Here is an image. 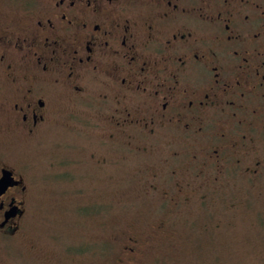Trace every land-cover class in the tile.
<instances>
[{
	"label": "flooded vegetation",
	"instance_id": "1",
	"mask_svg": "<svg viewBox=\"0 0 264 264\" xmlns=\"http://www.w3.org/2000/svg\"><path fill=\"white\" fill-rule=\"evenodd\" d=\"M69 96L97 99L109 138L170 132L198 151L172 152L212 180L241 164L258 175L264 155L248 144L264 139V0H0V142L41 134ZM7 157L0 148V264L30 201L22 165ZM179 170L167 178L175 199Z\"/></svg>",
	"mask_w": 264,
	"mask_h": 264
},
{
	"label": "rangeland",
	"instance_id": "2",
	"mask_svg": "<svg viewBox=\"0 0 264 264\" xmlns=\"http://www.w3.org/2000/svg\"><path fill=\"white\" fill-rule=\"evenodd\" d=\"M97 106L96 98L83 106L58 98L41 134L0 142L22 165L30 200L3 252L7 264H264V169L251 176L241 164L212 180L211 170L198 172V151L170 132L109 138ZM263 141L249 153L264 155ZM140 143L148 150L135 151ZM172 166L185 189L176 199Z\"/></svg>",
	"mask_w": 264,
	"mask_h": 264
},
{
	"label": "trees",
	"instance_id": "3",
	"mask_svg": "<svg viewBox=\"0 0 264 264\" xmlns=\"http://www.w3.org/2000/svg\"><path fill=\"white\" fill-rule=\"evenodd\" d=\"M105 243H106V241H105ZM107 243H109V242H107Z\"/></svg>",
	"mask_w": 264,
	"mask_h": 264
}]
</instances>
